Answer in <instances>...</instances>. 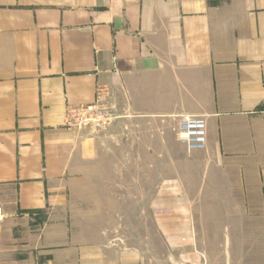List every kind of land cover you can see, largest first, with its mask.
<instances>
[{
	"label": "crops",
	"instance_id": "1",
	"mask_svg": "<svg viewBox=\"0 0 264 264\" xmlns=\"http://www.w3.org/2000/svg\"><path fill=\"white\" fill-rule=\"evenodd\" d=\"M99 87L118 118L67 127ZM184 115L204 117L201 149L178 139ZM132 138L155 251L103 241L77 264H264V0H0V244L33 211L51 213L37 249L81 237L79 194Z\"/></svg>",
	"mask_w": 264,
	"mask_h": 264
},
{
	"label": "rangeland",
	"instance_id": "2",
	"mask_svg": "<svg viewBox=\"0 0 264 264\" xmlns=\"http://www.w3.org/2000/svg\"><path fill=\"white\" fill-rule=\"evenodd\" d=\"M136 128L138 138V126ZM119 135L123 137L122 129ZM138 155L139 144L135 138L131 141L117 139L116 149L105 154L97 175L89 179L88 191L79 194L77 210L79 218L85 222L79 226L81 237L75 233V227L67 226V231L64 229L58 235L57 242H52L61 245L60 248L37 249L35 245L44 243L36 237L43 231L51 213L33 211L28 217L40 219L39 225L28 227L32 230L29 236L27 232L22 236L14 232L12 237L9 231V242L0 244V264H77L80 248L103 241L116 249L155 251L156 235L151 211L147 209L155 177L151 176L150 163H147V171L141 168ZM71 212L68 210L67 217ZM204 212L197 211V214L202 216Z\"/></svg>",
	"mask_w": 264,
	"mask_h": 264
},
{
	"label": "built area",
	"instance_id": "3",
	"mask_svg": "<svg viewBox=\"0 0 264 264\" xmlns=\"http://www.w3.org/2000/svg\"><path fill=\"white\" fill-rule=\"evenodd\" d=\"M108 90L97 88L94 101L68 107L65 113V124L73 129L92 128L100 131L118 118L114 109L107 103ZM177 137L187 149H201L206 142V121L201 116L184 115L177 126ZM3 218L0 206V222Z\"/></svg>",
	"mask_w": 264,
	"mask_h": 264
}]
</instances>
